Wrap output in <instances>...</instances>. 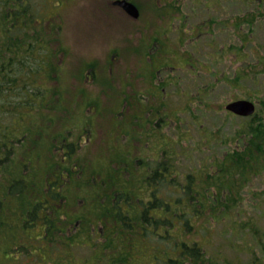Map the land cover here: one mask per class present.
I'll return each instance as SVG.
<instances>
[{
    "label": "rangeland",
    "instance_id": "1",
    "mask_svg": "<svg viewBox=\"0 0 264 264\" xmlns=\"http://www.w3.org/2000/svg\"><path fill=\"white\" fill-rule=\"evenodd\" d=\"M133 1L141 10V18L137 22L133 20L127 23L125 15L118 10L107 9L109 0H67L60 9L64 26L58 35L64 53L54 57L51 52L40 59L39 67L43 66L45 60L47 62L45 70L41 68L35 76L42 91L37 92V89L28 86L42 100L35 103L28 111L30 114L23 117L26 120L15 119L17 131L26 130L19 147L25 137H29V144L32 141V147L35 148L30 152H58L60 140L62 143L72 141L75 142L72 144L75 147L73 152L78 155L77 162H91L87 169L84 164L85 170L79 165L80 177L73 179L64 190L69 191L63 197L64 215L66 213L68 217L76 213L75 204L82 202V199L74 198L75 193L81 191L92 195L90 192L93 188L89 184L83 188L80 179L90 177L93 173L100 177L105 176V172H112L109 166L103 168L104 164L115 165L112 168L123 164L121 160L111 158L113 154L120 153L119 156L129 158L136 166L142 164L138 157L144 158L143 161L149 164L163 160L169 164L175 162L177 171L182 176L189 172L196 173L203 163L214 158H223L234 147L240 149L251 145L248 143L249 135L244 133L240 138L239 134L242 131L248 132L247 125L257 124L249 120L253 115L241 118L227 112L224 105L238 99H252L257 102L258 113L260 102L264 101V72H261L263 67L257 62V59H264V0ZM52 10L50 8L49 13ZM111 12L115 17L110 19L106 16ZM239 17L252 23L242 21L238 26L236 21L240 20ZM141 21L149 22L151 28L155 29L151 35L159 43L156 42L155 45L162 54L160 63L165 61L170 64L155 72V79L158 81L155 83L159 84L165 108V111L161 109L160 112L166 121L171 122L161 121L163 124L160 127L150 125L151 129H146L145 134L138 133L132 140L120 133L123 137L120 140L124 143L125 139L126 142L131 140L139 152H106L108 137L102 131L108 129L110 120L118 122L117 125L124 128L134 113L139 114L149 104L154 107L159 105L157 89L151 85L138 92H131L132 87L128 88L131 103L129 108L123 105L126 109L122 107L124 103L115 102L110 95L114 90L112 87L119 86L114 81H124L129 70L126 67L129 60L136 63L134 48L139 46V53L144 50L140 41L137 42L134 37L140 36L134 29ZM131 30L134 41L128 46L126 38ZM113 54L115 60L111 58ZM58 64L60 67L55 69ZM149 64L143 62L139 71L145 74L157 67L159 61L155 59ZM171 64L176 67H171ZM48 75L57 76L54 78ZM147 84L150 83H141L135 87L141 89ZM81 88L82 91L78 92ZM204 88L205 91L202 90ZM150 95H154L153 99H150ZM120 96L123 97V94ZM150 111L159 116L156 109ZM156 115L152 116L153 123L158 121ZM139 116L143 124V117ZM90 122L93 124L90 125ZM21 123L23 126L20 127ZM69 125H73L72 131L75 133L68 132L63 139L64 129ZM150 132L155 134L150 137L147 135ZM147 141H150L154 151H144ZM160 147L162 148L159 149ZM18 152H22L21 149ZM249 154L250 156L245 157L247 160L243 159L242 164L236 168L241 173V178L245 173H253L248 185L233 187V194L240 197V206L238 202V206L225 207L229 192L218 184L219 188L211 187L210 190L214 196L217 195L218 199L215 201L223 205L220 214L208 210L206 219H192L195 224L193 236L205 241L207 256L217 259L215 255L219 254V257L225 258L226 264H250L251 261L264 264V152ZM99 167L102 169L97 170ZM228 176L230 179H237L235 174ZM85 213L90 214L89 210ZM74 223L83 225L85 219H73L70 227ZM93 224L95 227L92 232L96 230L92 238L82 230L86 244L72 248V255L79 257L80 263L82 259L85 262L90 260L93 255L92 247L100 242L96 221ZM72 232L75 233L76 230ZM30 244L35 243L30 241ZM38 246L41 249L30 247L28 254L14 252L13 257L20 258L13 264H52L46 259L52 257L49 247L44 243ZM152 247L151 245L145 249V255L141 254L142 249L140 254L128 257L130 260L136 258L138 261L149 262L152 253L158 251ZM115 249L112 244L109 249L99 248V251L108 256ZM156 256L158 262L162 263V257ZM95 263H99V260L92 261V264ZM0 264L12 263L3 260Z\"/></svg>",
    "mask_w": 264,
    "mask_h": 264
},
{
    "label": "trees",
    "instance_id": "2",
    "mask_svg": "<svg viewBox=\"0 0 264 264\" xmlns=\"http://www.w3.org/2000/svg\"><path fill=\"white\" fill-rule=\"evenodd\" d=\"M66 1L0 0V261L6 260L13 264L20 258L13 257L14 252L18 251L20 255L28 254L31 248L41 249L38 244L44 243L52 255L46 259L52 264H62V261L65 262L63 264H92V261L97 260L99 263L95 264H226L225 258L219 257V254L215 255L217 259L207 256L205 241L193 236L194 221L196 218L200 221L206 219L208 210L220 214L223 205L215 201L218 199L215 190L216 196L210 190L211 187L217 188L218 184L229 192L225 207L238 206V202L240 206V197L233 194L235 190L233 187L240 184L248 185L253 173H245L241 178V173L236 168L242 164L243 159L247 160L245 157L250 156L249 152H264V101L260 102L258 113L249 118L257 124L247 125L248 132L242 131L239 134L240 138L244 133L250 136L248 140L250 146L240 149L234 147L233 151L225 154L223 158H214L203 163L196 173L189 172L182 176L177 171L175 162L169 164L163 160L149 164L143 161L144 158L138 157L142 164L136 166L129 158L119 156L120 153L113 154L111 158L116 159L115 161L121 160L123 164L117 165V168H112L111 166H115L112 164H104L103 168L109 166L112 172H105V176L100 177L93 173L90 177L80 179L83 188L88 184L93 188L90 192L92 195L81 191L75 193L74 198L82 199V202L75 204L76 213L70 214V217L66 213L64 215L63 197L69 192L64 190L73 179L80 177L79 165L85 170V166L87 169L91 162L86 160L84 163L81 161V164L77 162L78 155L73 152L75 142L72 141L66 140L62 143L60 140L58 152H30L35 148L32 147V141L29 144V137H25L22 146L19 147L26 130L17 131L15 119L26 120L23 117L30 114L28 111L33 105L42 100L35 91L29 89L28 85L41 93L42 89L35 81V76L41 68L45 70L47 62L45 60L43 66L39 67L40 59L51 52L54 57L60 56L63 51L58 35L61 33L59 27L63 25L60 9ZM50 8L53 9L51 14ZM54 13L57 14L58 22L51 20ZM239 18L241 22L252 23L244 17ZM149 48L150 45L145 47L146 50ZM155 55L156 51L152 54L151 61L144 63L150 65L149 63L155 60ZM31 62L34 63L31 65ZM257 62L263 67L261 72H264V59H257ZM166 65L168 63L163 61L156 69ZM59 67L60 64L55 69ZM139 68L140 65L136 66L134 73H138L136 76L145 77L142 83H151L155 72L158 71L150 69L143 74ZM82 73L83 69L81 75ZM48 76L56 78L57 75ZM114 83H118L119 86L112 87L114 90L110 94L111 97H114L115 102L124 103L122 107L125 105L129 108L131 102L129 92L125 89L126 77L123 82L121 79L120 82ZM149 86L144 85L141 89L132 87V90L138 92ZM119 88L123 89L118 90ZM81 91L82 88L78 92ZM120 94H123V97ZM153 96L150 95V99H153ZM139 97L143 98L142 95ZM157 97L161 100L162 96L158 91ZM150 110L151 107L148 106L139 114L134 113L126 126L132 123L137 133L145 134L146 129H151L150 125L171 122L166 121L161 112L157 116ZM149 111L151 116L145 115ZM139 115L143 117V124ZM153 115L158 119L155 123ZM6 119L8 121H5ZM117 123L110 120L108 129L113 127L114 130L119 126ZM91 124L93 123L90 122ZM72 127L73 125H69L64 129L63 139L68 132L75 133ZM107 132L103 134L108 137L106 152L128 150L127 143L120 140L123 138L120 134L115 132L116 136L113 137L109 133L112 131ZM164 139L172 145L168 138ZM19 149L22 152H18ZM99 169L102 168L99 167L97 170ZM232 174H235L236 180L228 176ZM227 191L224 197L227 196ZM210 203L211 205H206ZM87 210L90 214L85 213ZM81 217L85 219L83 225L78 226L74 223L70 227L73 219L77 221ZM95 221L100 242L95 243V247L91 246L93 255L90 260L85 262L82 259L80 263L79 257L75 258L76 256L72 255V248L86 244L85 237L81 234L82 230L86 234L88 232V236L92 238L96 230L92 232ZM30 241L35 244H30ZM112 244L116 249L108 256L103 253L102 255L99 248L106 250ZM151 245L158 251L152 253L149 262L138 261L136 258L130 260L128 257L140 254L139 251L142 249L144 250L141 254L145 255V249ZM156 255L162 257V263L158 262ZM250 264L260 263L251 261Z\"/></svg>",
    "mask_w": 264,
    "mask_h": 264
},
{
    "label": "flooded vegetation",
    "instance_id": "3",
    "mask_svg": "<svg viewBox=\"0 0 264 264\" xmlns=\"http://www.w3.org/2000/svg\"><path fill=\"white\" fill-rule=\"evenodd\" d=\"M115 0H109V2H108V4H107V9L108 8H111V9H113V10H118L120 13H122L123 15H125V17H126V21H127V23H130L131 21H135V22H137V21H139L140 20V18H141V10H140V8L138 7V5H136V3L133 1V0H129V1H132L135 5H136V8L138 9V16L137 17H135V18H133V16L132 15H130V14H128L124 9H123V7L122 6H120V5H118V4H115V3H113ZM112 13V12H111ZM111 13H109L106 17H108V18H114L115 17V14H111ZM51 14V13H50ZM162 15V14H161ZM56 16H57V14L56 13H54V14H52L51 15V20H53V21H55V22H58L57 21V18H56ZM105 17V18H106ZM52 22V21H51ZM237 23H236V25H240V24H238V23H241V21L239 20V21H236ZM53 23V22H52ZM61 24H63V22L61 23ZM47 25H48V23H47ZM183 25H185V23H183ZM50 26V25H49ZM200 27H202V26H200ZM49 28V27H48ZM50 28H52L51 26H50ZM57 29H58V27H56ZM60 29H61V31H62V29H63V25H60V27H59ZM193 28H195V27H193ZM53 29V28H52ZM196 29V28H195ZM135 30V33H137V34H139L140 36L139 37H136V35H134L133 34V32H132V30L128 33V35H127V38H126V41L128 42V46H131L132 44H133V35H134V37H135V40L137 41V42H139L140 41V44L143 46V48H144V50H143V52H141V53H139L138 52V50H137V48L139 47H136V48H134V52L133 53H135L136 54V56H137V59H135V62L136 63H134L133 61H131V60H129V62H128V65H126V67H127V69H129L128 71H127V74L125 75V77L127 78V80H126V83H127V87H126V89L128 90V88H130V87H135V86H137L138 84H141L142 83V81H143V78H145L144 76H136V74H138V73H134V68H136V66H138V65H141L144 61H151V59H152V54L156 51V55H155V58L154 59H158V61H159V64H160V62H161V60H162V54H161V52H157V49H158V47L155 45V43L157 42L158 43V41L155 39L156 37L154 36V35H151V34H153L154 32H155V29L154 28H151V26H150V23L149 22H147V21H141L140 22V24L136 27V29H134ZM202 31V29H200L199 30V32H201ZM51 32V31H50ZM164 34H166V33H164ZM57 36V35H56ZM144 37H146L145 39H143ZM151 38H154V39H151ZM159 44V43H158ZM147 45H150V47L151 48H149L148 50H146L145 49V47L147 46ZM64 52H61V54H60V56L63 54ZM115 54V53H114ZM112 55V59H116L115 58V55ZM151 63V62H150ZM159 64H158V66L157 67H160L159 66ZM168 65H170V64H168ZM168 65H166V66H168ZM157 67H155V68H153L154 70H160V69H162V68H158V69H156ZM171 67H176V66H174V64H171ZM141 75H143V74H141ZM156 77H153L152 78V81H151V83L150 84H147V85H145V86H148V85H151V86H153V87H155L156 89H157V91L158 92H160L159 91V89H158V85L159 84H156L155 82H158L156 79H155ZM174 83H175V80H174ZM133 84H135V85H133ZM203 91H205V88L204 89H202ZM202 90H200V92L202 91ZM133 90H131V92H132ZM129 95H131V93H129ZM160 96H162L161 95V93H160ZM160 105V106H159ZM159 105L157 106H155L154 107V105L153 106H150V104H149V106L151 107V110L152 109H156V108H158L157 109V112L158 113H160V110L161 109H164V104L162 103V101L161 100H159ZM147 114H150V111L149 112H147V113H145V115H147ZM147 120L149 119V118H146ZM157 126H159L160 127V124L159 125H157ZM148 128V127H147ZM160 129V128H159ZM128 130H129V132H128ZM107 131H112V132H109L113 137H115L116 136V134H115V132L116 133H118V134H120V133H123V134H125V137L127 138L128 137V140L129 139H133V138H135L136 137V135L138 134L137 132H136V127L131 123V124H129L128 126H125L124 128H122V127H120V126H118V127H115V129L113 130L112 128H109V129H107L106 131H102L103 133H108ZM124 131H126V132H124ZM128 132V133H127ZM155 134V132H151L150 134H149V136L151 137L152 135H154ZM164 137V136H163ZM127 140V141H128ZM131 140L129 141V142H126V139H125V144H126V146H127V148H128V150L126 151V152H139L135 147H134V145L132 144V142H131ZM123 141V140H122ZM147 143H148V145H147V148L146 149H144V151L145 152H149L150 150H152L151 149V143H150V141H147ZM162 147H160L159 149H161ZM152 151H154V150H152ZM158 150H156V152H157Z\"/></svg>",
    "mask_w": 264,
    "mask_h": 264
},
{
    "label": "water",
    "instance_id": "4",
    "mask_svg": "<svg viewBox=\"0 0 264 264\" xmlns=\"http://www.w3.org/2000/svg\"><path fill=\"white\" fill-rule=\"evenodd\" d=\"M113 3L123 7V9L133 17L138 16V9L128 0H115ZM226 108L238 115L249 116L255 111V103L249 99H238L226 104Z\"/></svg>",
    "mask_w": 264,
    "mask_h": 264
},
{
    "label": "bare ground",
    "instance_id": "5",
    "mask_svg": "<svg viewBox=\"0 0 264 264\" xmlns=\"http://www.w3.org/2000/svg\"><path fill=\"white\" fill-rule=\"evenodd\" d=\"M253 103H254V100L250 99Z\"/></svg>",
    "mask_w": 264,
    "mask_h": 264
}]
</instances>
